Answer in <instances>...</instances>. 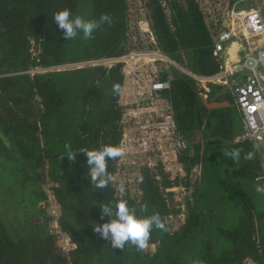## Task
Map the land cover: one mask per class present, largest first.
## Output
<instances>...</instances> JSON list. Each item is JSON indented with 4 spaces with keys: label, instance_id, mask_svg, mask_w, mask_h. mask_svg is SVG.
I'll list each match as a JSON object with an SVG mask.
<instances>
[{
    "label": "trees",
    "instance_id": "1",
    "mask_svg": "<svg viewBox=\"0 0 264 264\" xmlns=\"http://www.w3.org/2000/svg\"><path fill=\"white\" fill-rule=\"evenodd\" d=\"M148 8L159 50L189 71H219L214 40L196 0H149ZM64 9L88 20L107 14L110 22L100 23L91 39L80 34L66 40L52 19ZM129 9V0H0V264H245L247 258L264 264V216L256 207L264 197L256 191L264 186L260 157L250 141L234 142L241 132L235 119L223 109L207 108L189 75L174 65L160 73L162 81L171 83L161 95L172 104L177 128L191 143L179 153L186 180L171 178L161 161L156 169L146 164L138 184L141 194L125 186L121 196L115 183L105 189L92 185L87 157L79 150L121 144L124 63L28 73L130 53ZM114 85L122 92L115 94ZM209 96L234 100L219 85ZM236 150L239 162L225 155ZM249 151L255 159L243 158ZM119 159L108 162L115 177ZM197 163H202L201 181L192 195L177 201L167 189L181 180L189 186ZM51 197L59 217L49 213ZM120 199L138 216H161L166 230L153 228L147 242L156 245L155 252L131 243L113 248L95 231L96 224L109 219H101V205L114 206ZM213 201L239 210L237 223L225 226ZM5 207L13 213L10 221L2 215ZM184 212V220L169 223ZM55 219L74 244L69 251L52 228Z\"/></svg>",
    "mask_w": 264,
    "mask_h": 264
},
{
    "label": "built area",
    "instance_id": "2",
    "mask_svg": "<svg viewBox=\"0 0 264 264\" xmlns=\"http://www.w3.org/2000/svg\"><path fill=\"white\" fill-rule=\"evenodd\" d=\"M205 16L208 23L212 37L214 39V56L220 64L219 71L210 75H200L189 71L177 62L165 55L161 50L155 49L147 53L131 52L120 57L105 58L92 60L91 63L101 64L111 68L117 63H124V71L126 77L132 75L134 83L137 86V91L143 88L136 73L138 61L144 60V65L151 62L154 64L157 61L167 62L169 65H175L182 69L187 75L191 76L196 83V87L200 94L208 96L211 91V85H220L230 88V91L235 96L236 104L241 111L245 120V131L241 137L236 138V141L248 140L255 144L260 152L262 167L264 169V74L259 73L258 67L264 68V0L257 6L248 5L253 0H196ZM152 41L157 44L156 38L152 33ZM237 43L238 53L245 52V57L238 58L229 62L226 59L228 52L232 49V44ZM257 52V56L252 53ZM148 55L149 57H145ZM241 56V55H240ZM108 64V65H107ZM99 66V65H98ZM249 71V72H247ZM40 70H32L35 74ZM159 73V72H158ZM241 73L240 80L235 77ZM160 73H154V82L148 90H142L140 96L137 95V108L134 109V115L126 117V110H124L123 124L130 126V133L139 148L131 151L136 158L141 157V161L147 158L148 166L156 169L159 161L164 163L166 172L173 177H179L186 180L187 172L184 166L179 162V153L189 148L190 142L185 135L177 128V123L174 117V112L171 103L164 99L161 95L163 90L170 88V82L162 81ZM139 83V84H138ZM166 103L167 108L163 113L154 112V118H144L143 116H136L138 110L149 109L155 103L156 98H160ZM146 104V105H145ZM165 109V108H164ZM141 115V114H140ZM126 127L124 131L126 130ZM136 133H134V129ZM138 131V132H137ZM125 133V132H124ZM123 140V139H122ZM122 142V141H121ZM173 154L171 158L169 155ZM123 158V157H122ZM120 158V159H122ZM153 163H151V160ZM121 161V160H120ZM168 162H173V165H167ZM140 161L135 163L140 165ZM146 165V164H145ZM192 173L201 174V167L195 166ZM171 176V177H172ZM191 176V174H190ZM135 186V185H134ZM195 184L186 185L185 181L181 180L180 184L167 189L176 195L177 201H182L184 197L190 196L193 193ZM132 188V187H131ZM181 188L184 191L182 198L175 191ZM192 200V198H191ZM52 214L59 217V207L52 210ZM185 219V212L180 215ZM52 228L60 235V246L64 251H69L74 247L68 237H64L60 231L58 221L55 219ZM66 242L64 246L62 243ZM245 264H257L251 258L245 260Z\"/></svg>",
    "mask_w": 264,
    "mask_h": 264
},
{
    "label": "rangeland",
    "instance_id": "3",
    "mask_svg": "<svg viewBox=\"0 0 264 264\" xmlns=\"http://www.w3.org/2000/svg\"><path fill=\"white\" fill-rule=\"evenodd\" d=\"M148 2L149 0H129V4H130V9H129V25H130V31H129V37H130V46L132 47V51L131 52H137V53H147L149 51H154L156 49V45L155 43L152 41V29L150 27V23H149V8H148ZM262 2V0H253L251 1L248 5L244 6V7H249L251 5L253 6H257L258 4H260ZM131 52L129 54H131ZM254 56H257V52L252 53ZM241 57H245L246 53L242 52V53H238L235 54V58H240ZM100 59H105V58H100ZM92 61L89 62H85L84 64H70V65H62V66H57L55 68H50L48 69V71H61V70H72V69H78V68H83V67H91L93 66H98V65H102L101 64H94L91 63ZM145 63L144 60L138 61L137 63V68H136V73L138 72V78L141 82L144 90H148L151 86V84L154 82V77L153 74L154 73H161L162 69H169L170 65L167 62H160L157 61V63H149L147 65L143 64ZM108 65V64H107ZM37 70H44V68H37ZM258 71L261 74H264V68L263 67H258ZM125 72V71H124ZM159 72V73H158ZM249 72V71H247ZM126 73V72H125ZM160 76V75H159ZM242 76L241 73H239L235 78L236 79H240V77ZM134 77L132 75H129L126 77L125 80V87L127 88V97L124 101V103H121V105L124 106L125 110H126V117H129L131 115H134V108L138 107L137 104V95L140 94V92H142L143 88H140L139 92L137 91V86L134 83ZM140 96V95H139ZM146 105V104H145ZM150 108H153L154 110L151 111V114L147 113L150 112L149 109H140L137 112L136 116H143L144 114V118H149L153 119L154 118V112H159V113H163L164 110H166L167 105L166 103L163 102V100L160 98H156L155 103L152 104V106ZM165 108V109H164ZM225 114L231 115L232 118L235 119V124H236V129L237 130H241L240 126H242L243 122H242V117L240 116V114L238 113V111L236 110V106L234 105V100H233V106L231 108H223V111ZM141 114V115H140ZM130 126L127 124L124 136H123V140L120 144V146L123 147L124 149V156L122 159H119V168H120V172L118 173V175L116 176V186H119L120 183H123L124 186H127L128 188H131V192L132 194L139 196L141 194V190L138 188V184H139V180H140V174H141V169L142 166H144L145 164H147L146 162H150L149 160L147 161V158H144L143 161H141V157L138 156V158H136L135 156L132 155L131 151L136 150V148H139L138 144L134 141V138H132L131 133H130ZM138 128L136 127L134 129V133H136V130ZM138 132V131H137ZM201 135L198 136V140L200 141V143H203V140H200ZM171 158L173 157V154L169 155ZM121 160V161H120ZM138 161H140V165L136 166L135 163H137ZM152 161H154L153 159L151 160V163H153ZM167 165H173V162H168ZM198 173L195 174V176H192V178L194 179L196 177ZM172 176V175H171ZM171 178H175V177H171ZM195 182V180H193ZM135 185V186H134ZM207 186H209V182H207ZM174 187V186H173ZM181 188H177L175 191H177V194L180 195L182 198L184 197V191H181ZM50 192V191H49ZM17 199V205L19 204V197H16ZM19 201V202H18ZM261 204H264V197H263V201H261V199L259 198L258 201L256 202V207H257V211L259 212L260 216H264V209L263 206ZM213 207H215L216 209L219 210V212H221L223 218V222L225 224V226L230 225V224H236L239 218V210H237L233 205H229L225 202H218L217 204L213 201ZM12 208H10L12 211H16V208L14 206H11ZM58 206L56 205V202H54L53 197H51V203H49L48 207L49 208V213H52V210L56 211V208ZM6 208V207H5ZM4 208V213H2L3 216H6L8 218V220L10 221V219H13V213L10 211V209L8 210L7 208ZM6 212V213H5ZM50 213V214H51ZM179 220H183V217H173L171 219H169V223H173L176 224ZM64 246H68L66 245V242L63 241L62 243ZM145 250H149L150 252H154L155 248L154 247H145Z\"/></svg>",
    "mask_w": 264,
    "mask_h": 264
},
{
    "label": "clouds",
    "instance_id": "4",
    "mask_svg": "<svg viewBox=\"0 0 264 264\" xmlns=\"http://www.w3.org/2000/svg\"><path fill=\"white\" fill-rule=\"evenodd\" d=\"M52 19L57 23L59 29L63 30V35L66 40H72L80 34H82L84 39H91L94 32L100 26V23L110 22V16L107 14L102 15L99 21L88 20L79 15L74 16L70 9L56 12ZM84 63L85 62L81 64ZM37 68L29 70L28 73L32 74L31 71ZM46 71H48V69L40 70V72L37 73ZM113 92L119 94L122 92V89L119 85H114ZM77 152L69 157L74 159ZM79 152H83L87 157L88 177H90L92 185L95 188L105 189L110 184L116 183V177L108 170V162L124 156L125 152L122 146L108 144L91 150L81 148ZM225 155L236 162H239L241 159V152L239 150L228 151ZM243 158L245 160H253L255 159V152L249 151ZM162 164L164 165V163ZM181 164L184 166L183 163ZM184 169L188 176V171L185 166ZM118 190L121 196H123L125 193V186L123 183L119 184ZM256 191L264 194V186L258 185ZM104 217H108L109 219L102 224H96L95 231L99 233L102 238L110 239L113 248H124L126 244L131 243L139 249H144L147 246L153 228L166 230V225L159 214L143 217L138 216L124 199L118 200L114 206L111 204L101 205V219L103 220Z\"/></svg>",
    "mask_w": 264,
    "mask_h": 264
},
{
    "label": "crops",
    "instance_id": "5",
    "mask_svg": "<svg viewBox=\"0 0 264 264\" xmlns=\"http://www.w3.org/2000/svg\"><path fill=\"white\" fill-rule=\"evenodd\" d=\"M204 18H205V16H204ZM205 23H206V25H207V27H208V29H209V31H210V33H211V35H213L212 34V32H211V29H210V27H209V25H208V23L206 22V19H205ZM214 40V39H213ZM156 47V46H155ZM156 49H158L157 47H156ZM145 57H149L148 55H145ZM240 58H241V56H240ZM226 59L229 61V62H232L233 60H230L229 59V57H227L226 56ZM237 59H238V56H237ZM234 60H236V59H234ZM175 66V65H174ZM57 67V66H56ZM177 67V66H176ZM52 68H55V67H52ZM109 68V67H108ZM177 68H179V67H177ZM167 69V68H166ZM180 69V68H179ZM180 70H182V69H180ZM123 74H124V76H125V80H126V75H125V72H124V66H123ZM198 74V73H197ZM214 74V73H213ZM200 75H203V74H200ZM210 75H212V74H208V75H206V76H210ZM191 77V76H190ZM192 78V77H191ZM193 79V78H192ZM194 80V79H193ZM237 80H240V79H237ZM168 82H170L169 80H168ZM194 82H195V80H194ZM195 85H196V83H195ZM214 85V84H213ZM213 85H211V87L213 86ZM220 86V85H219ZM222 87H224V86H222ZM170 88H171V83H170ZM169 88V89H170ZM211 90H212V88H211ZM224 91H225V93H229V94H231L233 97H234V105L236 106V110L238 111V113L240 114V116L242 117V122H243V124H242V129H241V132H239V134H237L236 136H235V138H234V142L235 143H237V142H239V141H236V138H238V137H241L242 135H243V133H244V131H245V120H244V117H243V115H242V113H241V111L239 110V108H238V106H237V104H236V100H235V96L232 94V92L230 91V88H228V87H224ZM211 92V91H210ZM210 92L208 93V96H203L202 94H200V96L202 97V99H203V97H206V98H209L211 101H218V100H215V99H212V98H210ZM128 92H127V88L125 87V82H124V89H123V93H122V96H121V103H124V101H125V99H126V97H127V94ZM164 98V97H163ZM164 99H166V98H164ZM167 100V99H166ZM224 101H229V100H224ZM170 102V101H169ZM220 102V101H219ZM222 102V101H221ZM232 105L231 106H227V107H225V108H231L232 106H233V103L231 102V101H229ZM172 105V104H171ZM173 108V107H172ZM221 109H223V108H221ZM174 112V111H173ZM125 127H126V124H125ZM252 143V142H251ZM193 144V143H192ZM253 145H254V147H255V149H256V151H257V153H258V155H259V157H261L260 156V152H259V150H258V148L255 146V144L254 143H252ZM192 152V155H193V150L191 151ZM260 160H261V158H260ZM200 165V167H201V172H202V163H197L195 166H199ZM195 166L192 168V170H191V176H189V178H190V185L191 184H195V185H197L200 181H201V174H197L196 175V177L193 179L192 178V176H195V174L196 173H192V171H193V169L195 168ZM264 170V169H263ZM193 180H195V182L193 181ZM147 247H154L155 248V250H156V245H148ZM155 252V251H154Z\"/></svg>",
    "mask_w": 264,
    "mask_h": 264
},
{
    "label": "water",
    "instance_id": "6",
    "mask_svg": "<svg viewBox=\"0 0 264 264\" xmlns=\"http://www.w3.org/2000/svg\"><path fill=\"white\" fill-rule=\"evenodd\" d=\"M263 14H264V8H263ZM203 101L205 103V105L207 106V108H209L210 110H214V109H221V108H225L227 106H231L232 104L229 101H211L209 98L203 97Z\"/></svg>",
    "mask_w": 264,
    "mask_h": 264
},
{
    "label": "bare ground",
    "instance_id": "7",
    "mask_svg": "<svg viewBox=\"0 0 264 264\" xmlns=\"http://www.w3.org/2000/svg\"><path fill=\"white\" fill-rule=\"evenodd\" d=\"M239 48L238 44L234 43L232 44V49H230V52H228L227 57H229L230 60L237 59L235 58V54H238Z\"/></svg>",
    "mask_w": 264,
    "mask_h": 264
}]
</instances>
